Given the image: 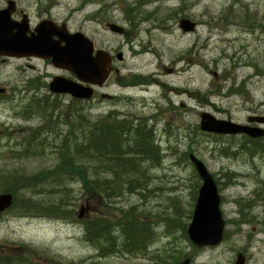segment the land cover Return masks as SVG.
<instances>
[{
	"label": "rangeland",
	"instance_id": "rangeland-1",
	"mask_svg": "<svg viewBox=\"0 0 264 264\" xmlns=\"http://www.w3.org/2000/svg\"><path fill=\"white\" fill-rule=\"evenodd\" d=\"M5 1L0 0V9L9 0ZM12 1L27 13L33 25L50 16L60 21L57 24H65L68 32L83 33L96 49L113 57L117 73L108 79L105 92L119 101L115 107L104 103L90 110L83 108L82 114L94 121L111 110L154 129L160 165L149 170L151 181L144 196L137 200L125 195V202L131 198L134 203L128 206L169 220L180 219L187 227L201 182L189 156L201 161L217 180L226 221L224 241L196 249L178 224L156 219L155 238L146 255H155L162 264H175L177 256L178 264L186 258H190L189 264H233L242 252L246 264H264V144H240L244 133L221 135L200 130L203 113L242 126L252 113L264 109V0ZM39 7L52 9L40 13ZM12 18L20 21L16 15ZM182 19L195 23L194 31L183 32L179 27ZM110 24L121 28L122 33L112 32ZM118 55L122 61L116 59ZM24 64L23 59L15 58L0 64V89L4 90L0 94V171L52 169L56 156L49 152L16 159L9 150L57 121L70 105L69 97L52 98L47 90L52 77L65 76V70L53 67L50 59L32 58L28 64L33 70ZM45 97L50 98V110L57 108L49 123V113L30 108L33 103L44 104ZM28 112L39 114L31 118L13 115ZM67 122H74V118L61 116L58 125ZM226 147L234 155H224ZM255 147L260 152H254ZM229 172L233 176L227 181L224 174ZM72 189L74 195L67 201H75V217L82 207V217L93 216L92 205L79 201L78 185ZM23 195L28 196L21 192L18 199L23 200ZM58 196L42 200L38 207L47 210ZM0 245L4 250H32L30 260L34 264H158L147 257L119 254L97 259L83 240L78 223L22 216L11 209L0 218Z\"/></svg>",
	"mask_w": 264,
	"mask_h": 264
},
{
	"label": "trees",
	"instance_id": "trees-1",
	"mask_svg": "<svg viewBox=\"0 0 264 264\" xmlns=\"http://www.w3.org/2000/svg\"><path fill=\"white\" fill-rule=\"evenodd\" d=\"M130 25L132 28L131 21ZM42 101L44 104L33 106L40 113H49V123L57 108L49 109L50 99ZM82 111V105L72 101L67 112L61 111L57 121L41 127L29 139L25 137L22 143L15 144L18 148L9 150L16 159L45 156L44 153L49 152L56 156V161L52 169L40 172L0 171V194H12L13 203L9 209L18 215L46 216L78 223L83 240L92 247L97 259L119 254L147 257L149 262L162 264L155 255H146L155 238L154 222L158 219L168 225L178 224L185 235L186 226L180 224V219L169 220L148 210L146 213L138 207L128 206L134 204L131 198L125 202V195L136 196L138 200L147 193L151 181L149 170L160 165L161 155L154 129L147 128L146 122L117 112L90 121ZM61 116L64 119L73 117L74 122H67V126L63 123L58 125ZM26 148L29 150L24 151ZM227 148L223 154L234 155ZM254 152H260V148L255 147ZM232 176L233 173H226L227 181ZM261 183L264 185L262 180ZM73 185L79 187V201L92 205L93 216L75 217L76 203L67 201L74 195ZM20 191L28 194L23 195V200L18 199ZM196 193L197 190L194 201ZM56 194L59 196L45 208L47 210L38 207L42 200H50ZM241 213L244 214L243 211ZM4 249L0 245V264H34L30 260L34 255L32 250ZM174 261L178 264L179 256Z\"/></svg>",
	"mask_w": 264,
	"mask_h": 264
},
{
	"label": "water",
	"instance_id": "water-1",
	"mask_svg": "<svg viewBox=\"0 0 264 264\" xmlns=\"http://www.w3.org/2000/svg\"><path fill=\"white\" fill-rule=\"evenodd\" d=\"M12 12V1H8L7 8L0 11V55L50 59L54 67L66 70L73 74L79 82L90 85L100 87L108 80L112 71L108 53L100 50L96 51L93 56L94 43L83 33L70 34L66 31L65 26L57 28L49 23H41L35 29V35L31 33V37L26 38V31L20 29V25H14V22L10 21ZM179 27L183 32H191L194 31L195 23L188 19H182ZM16 29L18 30L16 31ZM109 29L118 34L123 31L113 24L109 25ZM117 59H122L121 55H118ZM48 89L51 93L67 94L82 100L91 99L93 95L92 88L58 76L51 80ZM200 130L221 135H239L246 132L251 137L259 136L257 133H251L253 128L250 131L239 124L217 120L206 113L201 114ZM189 160L193 164L201 184L191 220L186 227L187 238L197 249L215 247L220 245L225 237V220L220 208L221 200L218 187L201 161L193 155L189 156ZM12 201L11 194H0V213L7 210L12 205ZM81 211L80 218L83 208ZM189 263L190 259L186 258L181 264ZM233 264H245V256L238 253Z\"/></svg>",
	"mask_w": 264,
	"mask_h": 264
},
{
	"label": "flooded vegetation",
	"instance_id": "flooded-vegetation-1",
	"mask_svg": "<svg viewBox=\"0 0 264 264\" xmlns=\"http://www.w3.org/2000/svg\"><path fill=\"white\" fill-rule=\"evenodd\" d=\"M52 5H53V3H52ZM50 9H52V8L51 7H44V8L43 7H39L38 11L40 13L42 11L48 12ZM13 15H16L19 18V20L22 18L23 21L21 22V24L27 26L30 32H32L34 27L42 20L52 21V22H56V23L60 22L59 20L52 19L49 16V17H47L45 19H41L39 22H37V23H35L33 25L31 18L27 15L26 12L20 10L19 7L16 6V2H15V4H13V14H12V16ZM13 20L16 21V23H18V20H15V19H13ZM51 24H53V23H51ZM53 25H55V24H53ZM60 25H62V24H60ZM10 59H13V58L0 57V64H6L7 61L10 60ZM17 59H23L25 61L24 66L29 67L32 70L34 69L33 66H30L28 64L29 60H31L32 57L21 56V57H18ZM111 60H112V62H111V64H112V72L113 73H117L116 70L114 69L115 66L113 64V57L111 58ZM107 85H108V83L105 84L102 88H99V89L96 88V90H94V96H93V98L91 100H89V101L78 100V101H75V102H79L82 106L86 105V106H88L90 108L99 107L100 104H104V103L112 104V107H113L115 105V103L118 101V98L116 96L112 95V94H109L108 90H107V93L105 92V90L107 89ZM171 88H169V90H171ZM27 89H29V88H27ZM2 93H4V90L0 89V94H2ZM104 95H111V97L107 98V97H104ZM51 96L61 98V96H58V95H53L52 94ZM110 112H111V110H107V113H110ZM37 114L38 113H27V114L14 113L13 115L15 117H19V118H31L32 116L37 115ZM252 114H253V116H249V118H247V121H245L243 124H244V127L248 128V130H250V129L252 130V128H253L254 130H252V131L250 130L251 133L252 132L253 133H257V134H259V137L258 138H250L247 135V133L245 132V134L240 136V138H241L240 144H264V109L259 108L256 112H254ZM255 114H257V115H255ZM123 115H125V114H123ZM248 126H250V127H248ZM262 131H263V133H262ZM252 204L253 203H250V205H252Z\"/></svg>",
	"mask_w": 264,
	"mask_h": 264
}]
</instances>
